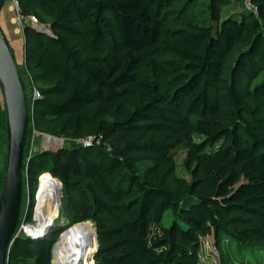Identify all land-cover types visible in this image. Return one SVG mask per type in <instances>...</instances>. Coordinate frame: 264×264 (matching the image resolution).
<instances>
[{"label":"trees","instance_id":"1","mask_svg":"<svg viewBox=\"0 0 264 264\" xmlns=\"http://www.w3.org/2000/svg\"><path fill=\"white\" fill-rule=\"evenodd\" d=\"M16 1L20 73L41 94L27 96L23 193L28 173L48 172L63 184L70 224L17 235L7 264H52L61 233L85 221L98 233L95 264H200L211 230L263 249L264 0L225 19L222 10L244 0H207L199 14L201 0ZM33 132L68 143L29 154ZM192 136L194 176L170 183ZM31 212L21 220L22 199L16 234Z\"/></svg>","mask_w":264,"mask_h":264},{"label":"rangeland","instance_id":"2","mask_svg":"<svg viewBox=\"0 0 264 264\" xmlns=\"http://www.w3.org/2000/svg\"><path fill=\"white\" fill-rule=\"evenodd\" d=\"M201 1L199 3L200 5L196 6L194 13L197 12L199 14V11H202L204 10V8H206V5L204 3L207 0H203L202 3ZM244 5L246 6L245 0L244 3L239 4L235 2L232 5L225 7L222 10V14H221L222 19H225L231 15L242 13V11L244 10ZM0 24L4 32L6 33L7 38L14 50L18 64L21 65L22 67L25 62V39L22 30V25L18 20V13L16 8L14 7L13 0H5V3L0 13ZM204 24L209 25L211 23L209 21H205ZM171 26L175 28L176 24L174 25L171 24ZM23 78L26 86L27 96L29 99H31L34 95V87H32L31 81L28 77L24 76ZM0 104L2 105V107L5 106L3 90L1 85H0ZM179 137H181V135L177 136L176 139H178ZM197 140L198 137L192 136L191 138H189V142L185 141L177 150V153L174 156L176 173L170 179V183H172L177 176H184L189 179L193 178L195 162L194 161H191L189 163L186 162L189 154V145L187 143L195 142ZM67 143L68 142L64 138L49 137L45 134L33 132L28 137L27 148L29 154L31 153L33 154L43 150H56L62 145ZM6 162H7V139H6L5 129L1 128L0 129V169L1 170L5 169ZM43 173L45 172H37L35 174H32L33 177H31L30 174L28 173L26 188L24 189V193H23V213L21 215V220L24 221L26 217V213L28 214V209L29 211L30 209H32L31 217H30L31 221L29 222V224L34 225V227L37 226L38 224L36 211L39 203V191L42 189L43 185L46 182L50 181L51 179L49 176H43V175H48L47 174L48 172H46L45 174ZM55 182H58L60 184V182L57 180H55ZM60 201H61L60 206L57 211L58 214L54 218V225L52 226V228L66 227L70 224L68 218L65 216L63 212V190H61ZM164 223L166 225H169L171 223L170 215L165 217ZM76 225H81L89 228L91 240H92L89 246L88 254L80 264H95L96 260L94 259L93 256L97 247L95 225L92 221H85L71 226L70 228L66 229L65 232ZM65 232H63L62 234H64ZM20 234L27 235L26 233H24V231H21ZM60 238L61 236L58 238L57 241H59ZM200 242L201 245L198 251L200 264H264V248L261 250H257L253 247L242 248L240 244L229 241L226 238L218 239L214 230H211L207 234L202 235L200 237ZM55 249L53 251L54 254H53L52 264H57Z\"/></svg>","mask_w":264,"mask_h":264},{"label":"water","instance_id":"3","mask_svg":"<svg viewBox=\"0 0 264 264\" xmlns=\"http://www.w3.org/2000/svg\"><path fill=\"white\" fill-rule=\"evenodd\" d=\"M4 3L5 0H0V13ZM0 85L3 90L6 108L7 133V165L4 185L0 196V264H7L10 248L17 236L16 228L21 214L23 199V165L30 114L28 98L19 64L1 24ZM59 182L61 185L59 194L61 195L63 184L60 180ZM57 201L61 202L60 197L57 198ZM53 225L54 220L48 224L44 232L37 235L29 233V236L34 238L43 236ZM96 240L97 251L99 247L97 232ZM57 242L54 245L53 251Z\"/></svg>","mask_w":264,"mask_h":264},{"label":"bare ground","instance_id":"4","mask_svg":"<svg viewBox=\"0 0 264 264\" xmlns=\"http://www.w3.org/2000/svg\"><path fill=\"white\" fill-rule=\"evenodd\" d=\"M60 189L61 186L58 182L50 180L39 191V203L36 211L38 224L28 229L31 234L37 235L44 232L48 224L58 214L60 202L57 201V198L60 197ZM91 241L90 229L87 227L76 225L66 231L56 244L57 264H80L88 254Z\"/></svg>","mask_w":264,"mask_h":264},{"label":"built area","instance_id":"5","mask_svg":"<svg viewBox=\"0 0 264 264\" xmlns=\"http://www.w3.org/2000/svg\"><path fill=\"white\" fill-rule=\"evenodd\" d=\"M13 2H14V7L16 8L17 13H18V20H19L20 24L23 27L24 17H22V15L20 14L19 4H18V2L16 0H13ZM245 2H246V6L249 9H253V10L256 9L255 6L252 3V0H245ZM28 20L36 28L45 29V30L50 31L49 27L44 25L43 23H41L38 17H36L34 15H31V16L28 17ZM40 96H41V94L39 93V91L37 89H34V95H33L34 99H36V98H38ZM90 140L91 139H87V140L84 141V143L88 144V143L91 142ZM33 226L34 225H32V224H29V223H26V222H22V224H21V226H20V228H19V230L17 232V235H19L21 231H24V233H26L29 236L30 232L28 231V229L33 227Z\"/></svg>","mask_w":264,"mask_h":264}]
</instances>
